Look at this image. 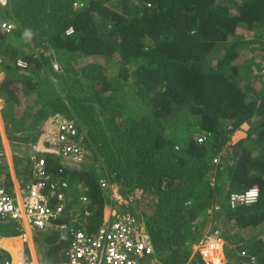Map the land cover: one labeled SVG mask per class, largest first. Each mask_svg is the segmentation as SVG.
<instances>
[{"label": "trees", "instance_id": "16d2710c", "mask_svg": "<svg viewBox=\"0 0 264 264\" xmlns=\"http://www.w3.org/2000/svg\"><path fill=\"white\" fill-rule=\"evenodd\" d=\"M0 18L15 25L0 33V115L23 187L32 178L29 149L54 148L48 131L66 120L88 162L72 166L48 153L47 169L85 188L90 230L109 200L98 183L105 178L122 195L142 190L138 215L159 264H204L194 247L209 210L229 257L238 249L228 244L242 240L239 248L264 264V238L242 236L251 227L264 236V0H8ZM239 54L248 61L238 63ZM246 123V137L226 147ZM252 187L257 202L231 209L228 195ZM5 228L17 235L15 224H0L4 236ZM49 233L45 259L65 262L64 232Z\"/></svg>", "mask_w": 264, "mask_h": 264}, {"label": "built area", "instance_id": "2783aa9c", "mask_svg": "<svg viewBox=\"0 0 264 264\" xmlns=\"http://www.w3.org/2000/svg\"><path fill=\"white\" fill-rule=\"evenodd\" d=\"M8 0H0V6H6ZM77 6V4H74ZM15 28L12 22L0 18V33H10ZM73 30L70 28L66 35ZM3 57L0 56V63ZM16 66L25 69L28 65L21 58L16 60ZM52 67L58 71V65L53 62ZM48 138L52 140L54 148H44L41 143L31 146L28 163L32 170L31 181L22 188L19 197L8 193L4 186H0V224L12 223L16 225L18 237L27 240L23 226L35 230H60L64 232L67 246L62 251L65 262L60 264H159L155 257L154 247L146 224L134 207L142 198L143 192L139 189L129 191L125 195L119 192V187L106 179H99L102 189L112 190L110 193V211L107 218L96 229L90 230L87 225L91 216L88 208V197L85 188L80 185L78 193L70 189L69 182L61 174L47 169L45 154L58 155L61 162L78 166L87 159V151L81 145L74 123L61 120L57 122L54 131H48ZM204 138H199L198 143ZM7 154L0 147V173H2ZM219 162V158L213 161ZM116 189V190H115ZM258 188L253 187L241 192H232L228 195V204L231 209L241 206H250L257 202L259 197H251L249 193ZM215 206V210H218ZM4 237L0 231V257L5 256L7 250L3 246ZM225 235L220 227L209 225L195 252L202 257L204 264H225L224 248ZM222 255L220 260L216 253ZM257 260L245 250L235 252V264H256ZM3 264H12L4 257ZM19 264H37L31 259L24 258Z\"/></svg>", "mask_w": 264, "mask_h": 264}, {"label": "crops", "instance_id": "0c3cea01", "mask_svg": "<svg viewBox=\"0 0 264 264\" xmlns=\"http://www.w3.org/2000/svg\"><path fill=\"white\" fill-rule=\"evenodd\" d=\"M1 75H2V73H0V81L2 80ZM235 134H237L239 136L238 140H240V137H241V139H243V137L246 135V133H244V131H238ZM0 147H3L5 149L6 154H7L6 149L9 148V153H10V154H7V157L10 156V158H6L4 169H3V174L0 175V186H5L6 182L9 180L10 184H9L8 192L13 196L19 197L21 195L22 188H23V186H22L23 180L22 179L19 180L17 178V175H16L17 173H16L15 167L13 165L12 154H14V153L12 152L11 147L9 145V141L7 140V137L5 135L4 125H3V121L1 119V115H0ZM7 174L9 176V179L5 180V177H7ZM109 192L112 193V190H110ZM108 199L109 200L105 202V205L103 208L102 219L107 218L109 215V211H110L109 206H110V203H112V202L110 201V196ZM5 230L7 231V234L5 236L3 235V237L5 239L3 241V246L7 250L8 255L10 256L12 264H19L20 261H22L24 258L31 259L33 262H36L37 264H39L37 257H36L35 248H34V245L32 242V238H31V231L35 230V229H32L30 227L25 228L23 226V230L25 231V233L28 237L26 241H23V239H21L18 236H13L11 234L9 235L8 230L6 228H5ZM45 230H48V232L50 231V229H45ZM36 231H38V230H36ZM39 231H41V230H39ZM11 236H13V237H11Z\"/></svg>", "mask_w": 264, "mask_h": 264}, {"label": "rangeland", "instance_id": "374dc122", "mask_svg": "<svg viewBox=\"0 0 264 264\" xmlns=\"http://www.w3.org/2000/svg\"><path fill=\"white\" fill-rule=\"evenodd\" d=\"M245 34L246 33H244V32H241V36H244L245 37ZM216 49V48H215ZM250 56V55H249ZM238 59H239V61H238ZM248 59H249V57L246 55V54H243V55H238L237 56V58H236V61L238 62V63H240V62H247L248 61ZM88 61H90V59L88 60ZM256 61H258V60H256ZM245 62V63H246ZM108 68V67H107ZM1 77H2V79L4 78V75L2 74L1 75ZM21 101H23V99L21 98ZM48 125V124H47ZM42 127H44V125H41V128ZM249 127H250V125H248V123H246L244 126H243V130L242 131H244V133H246V131L249 129ZM43 129V128H42ZM51 129V127H50V125H48V130H50ZM246 137V135L243 137V138H245ZM238 138H239V136L237 135V134H235V135H233L232 136V138L230 139V141L227 143V145H226V147H231V146H233L237 141H239L238 140ZM240 139H241V137H240ZM232 148V147H231ZM231 148H230V150H231ZM10 154V153H9ZM254 156L256 155V152L253 154ZM12 156H13V154H12ZM8 158H10V156L8 157ZM56 160H58L59 161V159L58 158H55V164L57 163L56 162ZM23 161H25V158H24V160ZM60 162V161H59ZM53 163V164H54ZM70 165V164H69ZM1 175V174H0ZM99 176V175H98ZM127 193V192H126ZM125 195V194H124ZM106 199V198H105ZM217 200H220V198L218 197L217 198ZM218 202V201H217ZM136 210V214L138 215L139 213H138V211H139V204L137 205L136 204V206L134 207V211ZM145 216H147L145 213H143ZM208 214H209V218H208V222H207V224H206V226H205V228H204V234L208 231V228H209V225L211 224V226L212 225H214V222L213 221H211V219H213L214 221H217L218 222V218L216 217V215H212V210H209L208 211ZM144 223L146 224V222H145V219H144ZM235 229V228H234ZM227 232V231H226ZM223 233H224V235L226 234L225 232H224V229H223ZM229 234H231V232H229L228 233V235ZM50 235V233L48 232V230H41V231H36V230H32L31 231V238H32V242H33V245H34V248H35V253H36V257H37V260H38V263L39 264H48V262H47V260L45 259V257H44V255H43V249H44V240H45V238H47L48 236ZM243 238H244V240L245 239H247V238H254V237H256V239L258 240V239H260V238H264V236H263V234L261 233V228L260 227H257V228H248L247 230H245V232L243 233ZM242 243H243V241L241 240L240 242H239V244H236L235 246L234 245H229L228 244V248H230V247H232V248H236V249H238V250H240V246L242 245ZM234 246V247H233ZM194 250H195V247H194ZM235 250V249H234ZM235 251H237V250H235ZM219 254L220 255H217V257L221 260L222 259V255H221V253H220V248H219ZM228 252H227V249L226 248H224V255H225V259H226V261H228V262H230L231 264H234V262H235V255H233V256H231V257H229L228 255ZM155 257L157 258V260H159V257H158V255L155 253ZM0 264H3V258H1L0 259Z\"/></svg>", "mask_w": 264, "mask_h": 264}, {"label": "clouds", "instance_id": "9594fccd", "mask_svg": "<svg viewBox=\"0 0 264 264\" xmlns=\"http://www.w3.org/2000/svg\"><path fill=\"white\" fill-rule=\"evenodd\" d=\"M24 35L26 36V37H28L29 39L32 37V35H33V33H32V31L30 30V29H26L25 30V32H24ZM4 60V59H3ZM235 135V134H234ZM241 140V139H240ZM37 144V143H36ZM30 150V149H29ZM29 153H30V151H29ZM215 158H219V162H220V155L219 156H217V157H215ZM214 158V159H215ZM214 159H213V161H214ZM86 162H88V158L86 159V161L84 162V163H86ZM219 162L218 163H216V164H219ZM83 163V164H84ZM213 164H215L214 162H213ZM215 164V165H216ZM71 165V164H70ZM80 165H82V164H80ZM80 165H78V166H80ZM72 166H75V165H72ZM4 169V168H3ZM53 173V172H52ZM0 174H3V171H2V173H0ZM100 179H102V178H100ZM103 179H105V178H103ZM111 184V183H110ZM70 185V184H69ZM113 185V184H112ZM116 186V185H115ZM5 187V186H4ZM253 188V187H252ZM70 189H72V190H75V192H79L78 191V187H71V185H70ZM7 190V189H6ZM105 190H107V189H105ZM8 191V190H7ZM132 191V190H131ZM120 192V191H119ZM9 193V192H8ZM128 193V192H127ZM10 194V193H9ZM249 195L251 196V197H255L256 195H258V191L256 190V189H253L250 193H249ZM219 207V206H218ZM1 231V230H0ZM2 236H3V234H2ZM17 236V235H16ZM11 237H13V236H11ZM4 257L6 258V259H8V260H11V258H10V256L8 255V253L6 252V254H5V256H2V257H0V259L1 258H3L4 259Z\"/></svg>", "mask_w": 264, "mask_h": 264}, {"label": "water", "instance_id": "95a60500", "mask_svg": "<svg viewBox=\"0 0 264 264\" xmlns=\"http://www.w3.org/2000/svg\"><path fill=\"white\" fill-rule=\"evenodd\" d=\"M188 108H189V105H187V104L175 105L172 108V110L170 111V113L162 118V124L164 126H167L168 124L173 122L179 116V114L182 111H184L185 109H188Z\"/></svg>", "mask_w": 264, "mask_h": 264}, {"label": "bare ground", "instance_id": "6f19581e", "mask_svg": "<svg viewBox=\"0 0 264 264\" xmlns=\"http://www.w3.org/2000/svg\"><path fill=\"white\" fill-rule=\"evenodd\" d=\"M7 151V150H6ZM8 158V157H7Z\"/></svg>", "mask_w": 264, "mask_h": 264}]
</instances>
